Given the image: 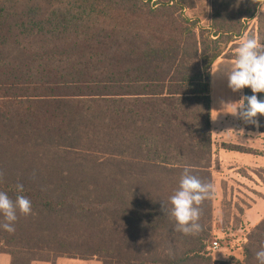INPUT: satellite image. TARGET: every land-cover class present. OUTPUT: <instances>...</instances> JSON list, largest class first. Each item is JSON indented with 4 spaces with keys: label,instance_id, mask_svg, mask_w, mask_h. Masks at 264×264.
I'll return each instance as SVG.
<instances>
[{
    "label": "trees",
    "instance_id": "16d2710c",
    "mask_svg": "<svg viewBox=\"0 0 264 264\" xmlns=\"http://www.w3.org/2000/svg\"><path fill=\"white\" fill-rule=\"evenodd\" d=\"M151 1L0 0V191L32 205L14 233L0 227L12 264L1 248L12 235L43 255L30 261L259 264L264 219L243 261H215L213 194L197 235L175 231L170 197L185 166L213 184L212 66L234 60L245 37L264 43V0H211L208 27L186 17L184 0ZM256 119L245 129L264 134ZM86 226H109L114 244L89 248Z\"/></svg>",
    "mask_w": 264,
    "mask_h": 264
},
{
    "label": "clouds",
    "instance_id": "9594fccd",
    "mask_svg": "<svg viewBox=\"0 0 264 264\" xmlns=\"http://www.w3.org/2000/svg\"><path fill=\"white\" fill-rule=\"evenodd\" d=\"M225 75L228 80V87L233 92H238L248 87L252 90L251 96H242L235 103H224L221 101V112L227 107L234 116L242 119L246 124L259 127L256 117L264 116V100L258 99L257 93H264V43L256 37H245L236 49L235 59L223 63ZM221 70L217 66L211 70L216 74ZM218 114L219 112L215 110ZM213 119V118H212ZM214 120V119H213ZM242 131V130H241ZM4 172L0 170V181L4 178ZM18 192L24 191L23 184H17ZM214 193L212 183L202 182L201 179L191 174L190 166H185L180 179L179 189L170 197V215L176 221L175 231L184 235H197L202 231L199 223L201 216L200 205L204 200ZM165 214V206L161 209ZM27 216L32 213L31 201L23 195H18L13 201L9 196L0 191V213L3 214L4 223L0 224L5 231L15 232L14 222L17 220V213ZM256 259L259 264H264V244L256 252Z\"/></svg>",
    "mask_w": 264,
    "mask_h": 264
},
{
    "label": "crops",
    "instance_id": "0c3cea01",
    "mask_svg": "<svg viewBox=\"0 0 264 264\" xmlns=\"http://www.w3.org/2000/svg\"><path fill=\"white\" fill-rule=\"evenodd\" d=\"M225 61L229 59L219 58L212 66V70L221 66L220 75H223ZM217 76L218 73L212 74V84L217 80ZM221 107L222 105L219 107L217 117L214 115L216 112L213 104L211 107V127L213 131L219 132L216 142L218 146L213 143L214 159L218 164L213 170V215L215 219H220L223 208L230 206L233 217L240 221V228L245 227L247 234L264 219V156L258 152V137L264 134L247 131L244 121L238 117L236 123L227 120L225 116L233 115L227 113L231 108L227 107L221 112ZM222 145H232L246 151L228 150ZM219 257L222 258L220 260L230 258L227 253ZM12 260L9 253L0 252V264H12ZM32 264L47 263L34 261Z\"/></svg>",
    "mask_w": 264,
    "mask_h": 264
},
{
    "label": "rangeland",
    "instance_id": "374dc122",
    "mask_svg": "<svg viewBox=\"0 0 264 264\" xmlns=\"http://www.w3.org/2000/svg\"><path fill=\"white\" fill-rule=\"evenodd\" d=\"M156 1L157 0H152L150 6H153V4H155ZM184 3H186V5H188L189 7H192L185 11V15L188 19L198 21L201 27H208L210 25L211 0H184ZM259 10L260 12H264V3L259 7ZM250 26L251 28L255 27L256 20L252 21L250 23ZM217 73H218L217 80H214L213 84L211 83V97H212L214 112H216L215 110L219 112L221 101H223L224 103L238 102L242 98V91H243L242 89L241 91L233 92L228 87V80H227V76L225 75V69L224 72L222 73L223 75H220L221 74L220 71ZM217 114L218 113L216 112V114L214 115L216 116ZM225 118L227 120H233V122L236 123L237 116L229 115V116H225ZM212 134H213V143L216 144L219 137L218 136L219 132L218 130H214V131L212 130ZM216 146L218 145L216 144ZM258 152L259 153L264 152V135L258 137ZM213 201H214V193L212 197V206H213ZM213 226H214L215 235L213 236L212 239H210L209 243L218 241L222 245V247L225 248V246H230V242H233V240L237 239V236L234 234H236V232L239 231L241 224L238 219L233 217L231 207L227 205L225 208H223V212L221 214L220 219H215L213 215ZM251 231H249L248 236L250 235ZM82 234L91 239L90 243H88V247L94 250L108 248L112 244H114L111 243L113 235L111 230L109 229V226H107L106 231H103L101 228L88 229V227L86 226V229ZM15 237H17V235H12L10 237V238H14L13 241H11L9 238L8 240H3V243L1 244V248L14 253L16 264H32V262L34 261H30V260L37 259L38 257L43 256L42 254L39 253L36 254L29 253L27 247L19 240V238L15 239ZM226 252L228 251L227 250H223L221 252L215 251V252H210V255L215 261L224 262V261H228L230 258L227 257L224 260H220L222 258H220L219 256L223 255V253L225 254ZM35 262H43L47 264H102V261H100L97 258L81 259V258H70L67 256L54 258L51 259V261L49 262L39 261V260H36Z\"/></svg>",
    "mask_w": 264,
    "mask_h": 264
},
{
    "label": "built area",
    "instance_id": "2783aa9c",
    "mask_svg": "<svg viewBox=\"0 0 264 264\" xmlns=\"http://www.w3.org/2000/svg\"><path fill=\"white\" fill-rule=\"evenodd\" d=\"M212 230L214 236L215 235L214 226L212 227ZM237 232L238 233L240 232V234H238ZM237 232L236 234H234L237 236V239L233 240V242H230V246H225L224 248L218 241H214L209 243L207 247V251L210 253L215 251L221 252L223 250H227L228 252L226 253L229 254L230 258L232 257L236 260L243 261L245 258L244 246L247 244L248 241V233L247 234L245 233L246 232L245 227L240 228L239 231Z\"/></svg>",
    "mask_w": 264,
    "mask_h": 264
}]
</instances>
